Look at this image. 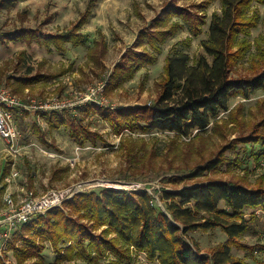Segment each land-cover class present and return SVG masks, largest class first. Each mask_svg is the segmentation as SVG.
<instances>
[{"label": "rangeland", "instance_id": "obj_1", "mask_svg": "<svg viewBox=\"0 0 264 264\" xmlns=\"http://www.w3.org/2000/svg\"><path fill=\"white\" fill-rule=\"evenodd\" d=\"M3 1L0 3L5 4ZM199 3L200 0H93L92 4L89 0H13L6 7L0 6V86L12 90L17 83L16 78L42 75L16 94L23 97L28 91L31 96L43 97L50 93L65 95L83 89L106 79L113 65L121 59V54L131 48L139 30L148 27L167 5L200 12L206 23L201 26L199 35L190 36L184 27L167 38L153 65L140 68L122 87L108 92L105 89L106 99L115 108H102L113 111L119 107L153 105L169 54L186 53L190 65L200 55L211 61L200 42L208 37L212 13L221 12V1L212 0L206 7L197 6ZM252 10L258 15L257 24L249 36L252 45L231 70V77L251 73L252 61L258 60L255 40L264 34V4L253 3ZM83 14H86V20L79 28L86 38L83 44L74 46L66 42L62 51L53 46L49 50L27 36L34 30L43 34L65 31L73 27ZM140 48L137 45V49ZM85 107H89L87 113L83 107L67 114L77 116L81 123L101 136L102 141L95 145H77L65 126L50 129L47 123L49 116L42 124L29 115L19 118L21 144L26 148L17 157V184L26 179L36 194L78 183L82 184L83 191L94 192L115 186L126 191L146 189L154 197L155 206L165 210L161 199L163 190L174 191L183 185L210 179L241 181L246 186H256L260 180L264 181V145L259 143L239 142L235 153L224 152L231 160L218 163L211 169L204 168L208 162L216 160L221 148L231 139L248 135L253 125L264 118V91H256L248 99L240 96L229 99V109L235 111L238 122H230L226 126L222 121L228 119V112H221L217 130L211 124L204 131L194 130L187 136L155 130H124L121 134H114L92 105ZM258 131L264 133V125L259 126ZM127 146L133 149L132 154L137 153L141 158L126 155L124 147ZM10 163L4 151V141L0 138V194L4 186L2 177L10 171ZM199 168L203 174L189 178V173ZM178 176L186 178L172 182L171 178ZM244 213L247 229L237 239L258 250L252 256L246 250L231 245L230 253L248 264H258L256 259L264 260V253L259 250L264 245V211L245 209ZM21 233L18 227L9 252L0 257V264H104L108 261H113V264H157L147 260L143 253L133 251L127 259H116L107 254L99 261L84 257L59 262L49 242L40 238H37V245H41L42 250L35 253L32 246H28L35 254L19 262L20 249L26 246ZM186 237L197 244L201 253H210L228 241L220 228L191 230Z\"/></svg>", "mask_w": 264, "mask_h": 264}, {"label": "trees", "instance_id": "obj_2", "mask_svg": "<svg viewBox=\"0 0 264 264\" xmlns=\"http://www.w3.org/2000/svg\"><path fill=\"white\" fill-rule=\"evenodd\" d=\"M211 1L200 0L197 6L206 7ZM220 1L221 12L212 13L208 37L200 42L211 61L200 55L190 65L186 53L174 52L165 59L164 76L153 105L119 107L113 111L93 106L112 133L155 130L187 136L194 130L204 131L211 124L217 130L221 112H228V119L222 121L226 126L230 122H238L235 111L229 109L230 98L240 96L248 99L256 91H264V34L255 40L258 60L252 61L251 73L230 76L231 70L252 45L249 36L258 19L252 10L253 3L264 4V0ZM3 2L5 4L0 3V6L6 7L13 0ZM92 3L93 0H89V4ZM200 14L180 6L164 7L148 27L138 32L131 48L113 65L106 78V91L122 87L140 68L153 65L161 45L179 29L186 27L190 36L199 35L201 26L206 23ZM85 20L86 14H83L73 27L65 31L43 34L34 30L27 36L49 50L53 46L62 51L66 42L74 46L85 42V35L79 31ZM137 45L141 48L137 49ZM41 76L16 78L12 91L16 93ZM82 110L87 113L89 107ZM47 123L50 129L67 127L70 137L79 146L102 141L96 131L90 130L72 114H52ZM261 125H264V118L253 125L248 135L231 139L221 148L216 160L208 162L204 168L211 169L218 163L231 160L224 152L235 153L239 142L264 145V133L258 131ZM124 148L126 155L141 158L137 153L132 154L131 147ZM201 174L199 168L188 176L194 178ZM184 178L178 176L171 180L175 183ZM161 199L165 210L155 206L154 197L146 189L126 191L110 187L99 192L75 194L61 206L53 207L20 226L26 246L20 249L22 255L18 256V261L42 250V246L37 245V238L49 242L59 262L84 257L99 261L107 254L116 259H127L133 251L143 253L147 260L157 264H248L231 255L230 246L244 249L252 256L257 252L256 247L237 238L247 229L245 209L264 211V181L260 180L256 186H246L241 181L210 179L183 185L174 191L163 190ZM213 228L222 229L228 241L210 253H201L197 244L186 237L188 231ZM28 246H32L35 253ZM259 250L264 253V245ZM256 262L264 264L262 259H256ZM104 264H113V261Z\"/></svg>", "mask_w": 264, "mask_h": 264}, {"label": "built area", "instance_id": "obj_3", "mask_svg": "<svg viewBox=\"0 0 264 264\" xmlns=\"http://www.w3.org/2000/svg\"><path fill=\"white\" fill-rule=\"evenodd\" d=\"M105 89L106 79H102L65 95L50 93L34 97L26 91L22 97L8 87L0 86V138L4 141L5 154L11 160L10 171L3 176V181L10 185L19 176L16 160L26 148V145L21 144L22 134L18 126L20 117L29 115L35 122L42 124L46 116L75 112L86 105L115 108L106 99ZM83 190L82 184L78 183L49 189L43 194H36L26 186H22L15 196L10 191L4 193L3 206L0 208V257L9 252L13 234L18 227L35 216L44 215L53 207L61 206L64 201Z\"/></svg>", "mask_w": 264, "mask_h": 264}, {"label": "crops", "instance_id": "obj_4", "mask_svg": "<svg viewBox=\"0 0 264 264\" xmlns=\"http://www.w3.org/2000/svg\"><path fill=\"white\" fill-rule=\"evenodd\" d=\"M140 31V30H139ZM135 39L136 38H134L133 39V41H135ZM133 43V42H132ZM131 45V44H130ZM123 54V53H122ZM121 54V55H122ZM16 165H17V160H16ZM3 178V177H2ZM19 177H17V179L12 183V184H10V185H7L4 181V186H2L1 187V189H2V191H1V194H0V208L3 206V204H2V197H3V195H4V193H6L7 191H10V192H12L13 194H14V196L15 195H17L19 192H20V189H21V187L22 186H26L27 188H29V189H31L28 185L29 184H27L26 182H25V180L24 181H20V184H17V180H19L18 179Z\"/></svg>", "mask_w": 264, "mask_h": 264}]
</instances>
